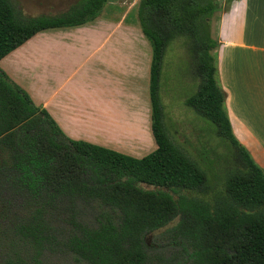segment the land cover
Here are the masks:
<instances>
[{"label": "trees", "instance_id": "obj_1", "mask_svg": "<svg viewBox=\"0 0 264 264\" xmlns=\"http://www.w3.org/2000/svg\"><path fill=\"white\" fill-rule=\"evenodd\" d=\"M107 1L78 0L57 15L26 16L11 0H0V60L40 31L95 20ZM230 6L231 0L140 1V26L153 49L150 98L158 145L142 158L67 137L47 110L0 68V149L9 155L8 172L41 202L35 219L56 202L74 208L78 201H97L105 210L93 225L71 216L77 230L66 247L80 259L146 264V235L179 217L173 231L187 242L193 264H264V170L233 133L213 53L220 46L222 14ZM178 38H184L201 78L186 104L215 124L237 163L227 175L225 195L212 200L186 194L176 199L139 185L174 192L208 189L207 171L171 139L160 98L164 57ZM37 220L30 226L42 239Z\"/></svg>", "mask_w": 264, "mask_h": 264}, {"label": "crops", "instance_id": "obj_2", "mask_svg": "<svg viewBox=\"0 0 264 264\" xmlns=\"http://www.w3.org/2000/svg\"><path fill=\"white\" fill-rule=\"evenodd\" d=\"M140 1L108 0L95 20L40 31L0 60V68L67 137L137 158L158 148L150 98L153 49L140 26ZM128 34L131 46L116 43ZM219 39L217 76L233 133L264 170V0H231ZM118 51L132 54V74L127 58L117 60ZM113 69L122 76L117 94L101 84ZM141 137L148 143L136 151L129 138Z\"/></svg>", "mask_w": 264, "mask_h": 264}, {"label": "rangeland", "instance_id": "obj_3", "mask_svg": "<svg viewBox=\"0 0 264 264\" xmlns=\"http://www.w3.org/2000/svg\"><path fill=\"white\" fill-rule=\"evenodd\" d=\"M11 1L15 8L26 16H38L57 15L76 4L78 0ZM127 38L132 36L128 34L123 38L125 41L120 42L118 39L116 43L131 46V40ZM213 53L218 56V50ZM116 58L117 60L127 58L126 70L132 74V68L128 69V65L133 66L132 54L118 51ZM94 61L95 59L91 63ZM119 71L115 69L109 71L106 82L104 80L102 83L99 80L95 82V79H92V84L107 85L109 92H113L115 88L116 94L122 92L119 85L122 76ZM217 80L220 83L218 76ZM200 83L201 78L196 73L194 59L184 38L174 40L164 57L160 83V98L166 114L165 123L173 142L207 171L209 177L207 192L189 190L174 192L166 187L139 183L144 189L166 191L176 199L180 194L198 196L206 200L225 195L227 175L237 163L230 151L229 143L217 134L215 124L186 104V99L198 91ZM142 123L145 130L146 125L144 121ZM129 140L136 151L145 149L148 143L146 137H141L140 141L132 138ZM153 150L151 148L148 151ZM148 151L141 153L140 157L150 153ZM8 157L6 150L0 149V167L3 172L0 175V264H89L66 247L67 239L77 230L71 223V216L88 225L96 224L105 211L101 204L97 201L91 203L78 201L75 207L71 208L67 203L56 202L47 207L39 220L35 219L41 202L27 189L20 187L13 172H8L9 168L6 166ZM36 220L39 222L37 234L42 239H37L33 235L30 226ZM178 222L179 217L146 235L148 244L146 264H193L187 242L173 231ZM43 237L47 239L43 240Z\"/></svg>", "mask_w": 264, "mask_h": 264}]
</instances>
